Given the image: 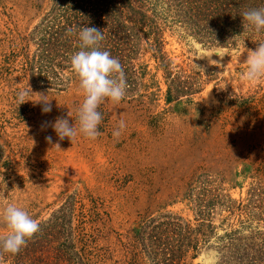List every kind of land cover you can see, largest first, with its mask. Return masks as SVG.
Instances as JSON below:
<instances>
[{"label":"rangeland","instance_id":"rangeland-1","mask_svg":"<svg viewBox=\"0 0 264 264\" xmlns=\"http://www.w3.org/2000/svg\"><path fill=\"white\" fill-rule=\"evenodd\" d=\"M48 7L49 0H0V36L7 28L32 29ZM257 46L211 47L184 32H168L167 52L175 65L199 77L200 92L167 103L159 74L161 91L154 89L149 99L105 102L108 120L99 125L96 140L78 134L73 143L61 141L51 127H41L58 116L75 123L84 99L79 82L63 92L30 88L31 120L2 132L9 164L0 166V213L15 203L40 223L76 195L87 209L95 207L103 226L113 231L105 237L100 232L99 247H115L117 235L125 240L152 215L172 212L193 219L183 198L201 175L219 178L234 199H246L253 187L264 185V80L241 78L247 52ZM45 97L50 113L41 110ZM120 119L126 129L115 139ZM253 226L263 228L264 222ZM95 228L103 231L101 225H87L90 233ZM8 232L0 220V236ZM210 245L191 264H218V242Z\"/></svg>","mask_w":264,"mask_h":264},{"label":"trees","instance_id":"trees-1","mask_svg":"<svg viewBox=\"0 0 264 264\" xmlns=\"http://www.w3.org/2000/svg\"><path fill=\"white\" fill-rule=\"evenodd\" d=\"M260 6L264 0H49L32 29L20 33L7 28L0 36V166L9 164L2 132L7 126L27 125L33 113L29 102L18 103V92H63L79 82L70 57L81 50V42L78 35L67 34L69 28L103 32L100 50L118 59L124 72L127 87L121 101L135 103L156 95L160 74L165 100L172 103L198 94L201 87L199 77L193 79L171 59L167 33L181 31L211 47L260 43L264 31H245L241 16ZM105 102L98 108L103 124L108 120ZM223 185L219 178L199 176L183 198L193 219L172 212L152 215L125 240L117 235L115 247H99L100 232L105 237L113 231L107 230V223L103 226L95 207L87 209L71 195L39 223L40 231L26 247L18 254L5 253L0 264H191L213 239L218 242V264H264V227L253 226L264 222V185L257 184L240 200ZM89 224L101 225L106 232L95 228L90 233Z\"/></svg>","mask_w":264,"mask_h":264},{"label":"clouds","instance_id":"clouds-1","mask_svg":"<svg viewBox=\"0 0 264 264\" xmlns=\"http://www.w3.org/2000/svg\"><path fill=\"white\" fill-rule=\"evenodd\" d=\"M241 16L245 31L249 27L256 32L264 31V6L250 7L244 10ZM67 34L78 35L81 42V50L71 55L70 64L79 79V87L84 99L77 109V119L74 124L70 123L69 119L58 116L54 121H44L41 127H51L61 141L67 138L73 143L78 134H82L85 139L96 140L101 135L99 125L103 118L102 113L98 111L100 104L106 99L118 104L126 95L124 72L118 59L113 58L109 51L100 50L101 42L104 40L101 30L95 27L77 26L69 28ZM257 44L255 50L247 52V58L243 63L246 65V71L242 73L241 78L250 83L264 80V42ZM30 95H33L31 89L30 92L20 90L18 103L21 105L30 101L26 100ZM41 102L42 112L50 113L51 102L46 97ZM67 115L72 118L71 112ZM125 129L126 123L120 119L118 127L112 133L113 138L118 139ZM45 139L48 143H52L51 136H46ZM55 148L60 149L58 143ZM0 220L9 230L6 236H0V257L5 253L18 254L40 231L39 222L15 203L7 204L0 213Z\"/></svg>","mask_w":264,"mask_h":264}]
</instances>
